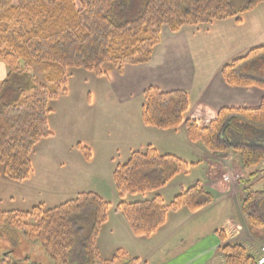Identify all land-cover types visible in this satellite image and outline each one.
Instances as JSON below:
<instances>
[{"label": "trees", "instance_id": "1", "mask_svg": "<svg viewBox=\"0 0 264 264\" xmlns=\"http://www.w3.org/2000/svg\"><path fill=\"white\" fill-rule=\"evenodd\" d=\"M264 0H0V60L9 71L0 80V165L9 181L24 182L31 176L32 152L43 139L51 137L48 118L50 103L68 93L70 69L82 68L98 76L110 64L120 74L126 65L149 63L162 40L164 28L179 32L188 25L210 24L235 18L253 10ZM264 55V45L251 48L222 67L231 86L264 84L243 77L238 68ZM41 66L45 80L30 70ZM142 119L160 130L185 126L188 137L208 151L225 154L228 146L220 133L231 114L264 125V98L256 109L223 108L208 126L186 119L189 97L184 90L163 91L157 86L144 90ZM89 160V148L78 144ZM243 166L259 164L264 151L238 146ZM190 164L179 156L161 154L152 145L134 151L113 171L119 197L156 192L177 175L187 173ZM260 192H250L242 211L254 225H261L257 202ZM215 200L212 192L196 183L166 204L157 194L151 200L120 201L117 210L125 216L136 237H149L166 223L168 213L180 208L197 212ZM109 203L94 192H84L53 208L43 203L30 210L0 209V231L22 238L29 245L23 255L16 247L0 250V264H138L139 259L119 249L111 259H101L96 247L101 226L107 221ZM79 216L90 219L88 228ZM32 219L31 222L29 220ZM10 236V237H12ZM219 251L226 264H259L240 243L228 242L224 231L217 232Z\"/></svg>", "mask_w": 264, "mask_h": 264}, {"label": "crops", "instance_id": "2", "mask_svg": "<svg viewBox=\"0 0 264 264\" xmlns=\"http://www.w3.org/2000/svg\"><path fill=\"white\" fill-rule=\"evenodd\" d=\"M242 15L241 22H237L235 18H228L203 24L206 26L205 30H200V25H188L176 33L169 31L170 33L162 35V40L156 46L149 63L128 65L124 67L123 74L114 69L106 75L115 79L117 76L135 77L141 81L152 78V82L146 84L144 90L149 86H157L163 91H186L190 103L186 119H193L202 127L208 126L216 119L223 108L256 109L264 98V88L260 85L231 86L227 84L222 74V67L225 64L243 56L251 48L264 45V11H248ZM178 49L181 50L180 62L177 64L173 62L167 66L165 61L174 60L167 56ZM257 63H264V55L243 63L239 66L238 72L243 77L264 84V66L257 69L255 66ZM8 71L7 65L0 60V80L6 77ZM160 71H165L160 76L168 74L177 79L169 80V77V81L164 78V81L158 82L156 76ZM171 71H175V74H169ZM103 92L107 91L94 92L100 100L99 103H94L92 100L94 93L88 91L87 104L82 106L75 105L72 99H69L70 92L52 101L55 103L51 106L53 111L48 122L53 134L41 140L34 148L31 155L33 167L38 160L55 158V165L58 167L62 161V168L68 164L78 169L92 168L89 172L93 173L85 177H72L68 174L66 185L78 187V191H95L90 188L92 179L100 176L101 170L95 172L92 167L94 151H100L103 156L100 160L105 161L103 168L106 173L110 171L111 174L123 163L117 160L115 162L116 155L126 154L125 159L128 160L132 152L144 150L148 145H152L159 152V140L153 137L150 140L144 138L143 129L147 131L148 128L152 130L155 128L144 124L142 112L135 114L129 109L120 108L121 113L111 114L109 107L101 98ZM225 124V129L220 133L221 142L229 147L225 154L212 153L201 143L191 141L184 125L171 130L173 133L170 135L180 134L182 137L181 142L187 154L181 153L182 157H179L191 165L187 174H190L192 169L203 168L198 177L177 182L173 188L179 187L182 191L199 182L214 194L215 200L197 212L185 207L169 212L166 223L154 234L146 237V240L154 236L156 239L152 246H148L150 248L148 258H139L138 264H144L152 259L153 264H214L212 261L220 255L219 249L222 246L217 236L219 231L225 232L228 242L244 245L259 264H264V159L257 165L243 166L238 150V146H245L264 151V125L254 124L238 114H231ZM132 128L140 131L136 132ZM131 131L132 135L128 137ZM110 132L111 136L108 137ZM154 132L152 131V136ZM172 139L176 144L177 139ZM78 144L90 149L92 155L89 160L83 157ZM41 146L45 150H50V155L46 151L39 152L38 148ZM108 160L114 161L108 163ZM35 175L36 170L33 169L28 180L13 183L22 187L28 186ZM0 182L12 181H7L0 174ZM171 182L166 186L172 184ZM250 192H260L263 195L257 202V210L262 221L258 226L252 224L242 211V203ZM36 203L44 204L41 201ZM125 220L123 224L127 235L144 247L146 244L142 241L144 237H136L129 222L126 218ZM138 257H141L140 254ZM220 264H226L224 258Z\"/></svg>", "mask_w": 264, "mask_h": 264}, {"label": "rangeland", "instance_id": "3", "mask_svg": "<svg viewBox=\"0 0 264 264\" xmlns=\"http://www.w3.org/2000/svg\"><path fill=\"white\" fill-rule=\"evenodd\" d=\"M17 3V0H14ZM248 0H234L236 5H243L246 4ZM251 11H264V4L258 5L255 9ZM243 16V15H242ZM200 30H205L206 26L201 24L199 26ZM170 33L168 28H164L162 35ZM181 50L178 49L177 51L173 50V53L169 58H173V61H165L166 65L175 62L176 64L181 60ZM166 57V56H164ZM128 66V65H126ZM256 68H262L263 64L257 63L255 64ZM104 71H106L107 75L113 71L114 68L110 64H104L103 66ZM117 70V69H116ZM30 72L39 78L41 81L45 80V73L43 72L41 66L37 65L34 66ZM70 77L68 81V92H70V98L72 101L78 106H82V104H87V92H97V91H107L106 93L103 92L101 98L103 99L104 103L109 107L108 110L112 114L113 112L121 113L120 108L129 109L131 113H141L142 108L145 104L144 99V86L146 84H150L152 82V78L149 75L151 80L148 81H141L140 79L137 80L135 77H123L117 76V79L113 77H108L106 74L103 76H98L93 72L87 71L82 68H73L70 69ZM152 72V71H151ZM165 71H160L159 74L156 76V80L158 82L164 81L163 79L170 77L168 74L160 76ZM169 74H175V71L169 72ZM172 78V79H171ZM177 78L170 77L169 80H176ZM168 80V81H169ZM122 91V92H121ZM89 98V97H88ZM93 102L99 103L100 100L97 98L95 93L93 94L92 98ZM63 101V100H61ZM55 103V102H53ZM53 103H50V106H53ZM61 103V102H60ZM103 103V104H104ZM105 109V107H102ZM116 120V118H114ZM113 120V121H114ZM143 125V124H142ZM143 127V126H142ZM151 129V130H150ZM136 132L140 131L139 129H133ZM152 131L154 135L152 136ZM134 132V134H136ZM143 133H145L144 138L150 140L153 138L159 140L158 142V149L161 154L169 153L176 156H181V153L187 154L184 150V144L181 142L182 137L181 135H170L173 133L171 130H158L148 128V130L143 129ZM107 135V132L105 133ZM128 135V134H127ZM132 135V131L129 133L128 137ZM111 136V132L108 134V137ZM172 138L177 139V143H174ZM39 152L46 151L50 155V150H45V148L39 147ZM94 148H92V152ZM95 156L92 163V167L95 172L101 170V175L97 177H93L92 186L90 188L95 189V191H78V187L67 186V175H71L72 177H85V175H90L93 172H89L92 168H85V169H78L73 167L71 164L66 165L65 168H62V164L60 161L59 167L55 165V158H51L50 160H43L37 161L36 166L33 167L36 170V175L34 176L33 180L28 186L22 187L20 184H14L12 182H0V208H7V209H16L18 210H30L33 204H38L36 202H44L46 208H53L55 206L60 205L61 203L69 200L71 198L76 197L80 193L84 192H94L100 195L105 201L109 203V208L107 211V221L101 226L98 237L96 239V247L99 252V256L101 259H111L116 254L119 249L125 250L130 257L133 258H144L147 259L150 254V248L148 246H152V242L156 238H151L150 240H146V237L142 238V241H145V246L142 247L140 242H134L133 238H130L125 232L123 221L125 220V216L121 212L117 210V205L120 201H125L128 203L131 202H138V201H145L151 200L159 194L166 204H169L173 198L179 194L181 191L179 187L174 189V184L181 183L182 181L191 180L195 176H199L202 173V167L191 170L190 174L182 173L175 180L171 182L163 189H160L156 192H147V193H137V194H128L124 198L119 197L117 194L114 180H113V173L109 171L106 173V170L103 168L105 161L100 160L103 156L100 154V151H94ZM81 154H83L81 152ZM92 155V154H91ZM84 157V156H83ZM126 154L121 153L119 156H115V162H123L125 163L127 159H125ZM127 158V157H126ZM86 159V158H85ZM87 160V159H86ZM117 160V161H116ZM114 161V160H112ZM111 160H108V163H112ZM33 165V164H32ZM40 165L41 169H40ZM101 166V167H100ZM2 172V166L0 165V174ZM32 175V173H31ZM3 176V175H2ZM8 181V180H7ZM17 183V182H16ZM22 183V182H18ZM99 185V187H97ZM39 191V192H38ZM12 199L10 200L9 198ZM69 198V199H66ZM14 207V208H13ZM20 208V209H19ZM17 210V209H16ZM78 220L82 226L88 228L90 225V219L79 216ZM32 219L29 220L31 222ZM7 232V229L0 231V250L2 248H11L16 247V256L23 255L25 250L28 248V243L23 240L22 238H18L17 236ZM138 241V240H137ZM139 243V244H138ZM139 247V249H137ZM140 254L141 257H138ZM212 262L214 264H220L223 260V255L219 253ZM158 258V257H156ZM154 260H150L145 262L144 264H153Z\"/></svg>", "mask_w": 264, "mask_h": 264}, {"label": "water", "instance_id": "4", "mask_svg": "<svg viewBox=\"0 0 264 264\" xmlns=\"http://www.w3.org/2000/svg\"><path fill=\"white\" fill-rule=\"evenodd\" d=\"M225 126H226V124L224 125V127H223V129H222V130H224V129H225Z\"/></svg>", "mask_w": 264, "mask_h": 264}]
</instances>
